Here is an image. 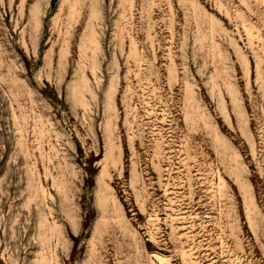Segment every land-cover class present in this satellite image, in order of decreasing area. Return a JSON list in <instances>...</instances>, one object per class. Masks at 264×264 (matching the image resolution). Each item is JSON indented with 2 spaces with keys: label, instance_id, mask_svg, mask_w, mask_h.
Masks as SVG:
<instances>
[{
  "label": "rangeland",
  "instance_id": "374dc122",
  "mask_svg": "<svg viewBox=\"0 0 264 264\" xmlns=\"http://www.w3.org/2000/svg\"><path fill=\"white\" fill-rule=\"evenodd\" d=\"M0 264H264V0H0Z\"/></svg>",
  "mask_w": 264,
  "mask_h": 264
}]
</instances>
